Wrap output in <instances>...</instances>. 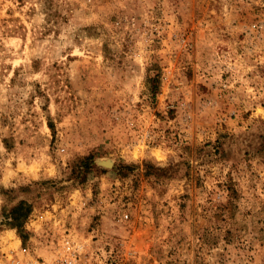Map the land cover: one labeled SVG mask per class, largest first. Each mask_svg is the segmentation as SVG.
I'll return each instance as SVG.
<instances>
[{"label":"rangeland","instance_id":"1","mask_svg":"<svg viewBox=\"0 0 264 264\" xmlns=\"http://www.w3.org/2000/svg\"><path fill=\"white\" fill-rule=\"evenodd\" d=\"M20 199L123 264H264V0H0V233Z\"/></svg>","mask_w":264,"mask_h":264},{"label":"built area","instance_id":"2","mask_svg":"<svg viewBox=\"0 0 264 264\" xmlns=\"http://www.w3.org/2000/svg\"><path fill=\"white\" fill-rule=\"evenodd\" d=\"M80 203L83 209L85 201ZM60 210L33 209L23 225L25 238L15 227L0 233V264H123V249L109 245L103 232L79 227L76 204L66 213ZM128 217L124 211L116 221Z\"/></svg>","mask_w":264,"mask_h":264},{"label":"trees","instance_id":"3","mask_svg":"<svg viewBox=\"0 0 264 264\" xmlns=\"http://www.w3.org/2000/svg\"><path fill=\"white\" fill-rule=\"evenodd\" d=\"M146 81L151 85V95L154 97L156 94L155 85L159 83V75L158 72L151 75L148 74L146 77ZM32 205L26 202L23 199H20L17 203H15L12 208L9 210L10 221L9 224L13 227H16L20 235L25 238L26 232L23 227L24 219L31 212Z\"/></svg>","mask_w":264,"mask_h":264},{"label":"bare ground","instance_id":"4","mask_svg":"<svg viewBox=\"0 0 264 264\" xmlns=\"http://www.w3.org/2000/svg\"><path fill=\"white\" fill-rule=\"evenodd\" d=\"M101 161H102L103 163L107 164V165H109V163H111L110 159H106V160L101 159Z\"/></svg>","mask_w":264,"mask_h":264}]
</instances>
